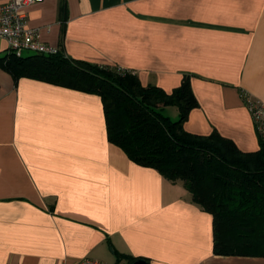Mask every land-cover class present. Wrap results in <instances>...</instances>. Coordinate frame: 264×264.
<instances>
[{
    "label": "crops",
    "instance_id": "0c3cea01",
    "mask_svg": "<svg viewBox=\"0 0 264 264\" xmlns=\"http://www.w3.org/2000/svg\"><path fill=\"white\" fill-rule=\"evenodd\" d=\"M26 12L39 40L69 58L167 94L186 80L197 107L185 132L259 148L241 94L264 107V0H43ZM84 259L264 264L213 254L211 214L109 142L97 95L0 68V264Z\"/></svg>",
    "mask_w": 264,
    "mask_h": 264
},
{
    "label": "trees",
    "instance_id": "16d2710c",
    "mask_svg": "<svg viewBox=\"0 0 264 264\" xmlns=\"http://www.w3.org/2000/svg\"><path fill=\"white\" fill-rule=\"evenodd\" d=\"M0 68L15 79L97 95L109 142L133 163L154 169L167 181H180L191 201L211 214L214 255L264 258V143L246 153L217 133L185 132L183 124L197 107L186 80L167 94L142 86L131 73L60 52L20 58L7 54L0 57ZM167 107L177 108L176 121L162 114Z\"/></svg>",
    "mask_w": 264,
    "mask_h": 264
},
{
    "label": "built area",
    "instance_id": "2783aa9c",
    "mask_svg": "<svg viewBox=\"0 0 264 264\" xmlns=\"http://www.w3.org/2000/svg\"><path fill=\"white\" fill-rule=\"evenodd\" d=\"M42 1L8 0L6 3L0 4V40L6 43L8 54L20 58L24 56V53L43 56H54L59 53L57 48L41 42L38 30L30 28L27 24L26 8ZM241 98L250 113L258 140L264 143V107L258 102H252L244 94H241ZM78 264L104 263L84 259Z\"/></svg>",
    "mask_w": 264,
    "mask_h": 264
},
{
    "label": "water",
    "instance_id": "95a60500",
    "mask_svg": "<svg viewBox=\"0 0 264 264\" xmlns=\"http://www.w3.org/2000/svg\"><path fill=\"white\" fill-rule=\"evenodd\" d=\"M132 264H147V263L145 260L138 259V260L134 261Z\"/></svg>",
    "mask_w": 264,
    "mask_h": 264
},
{
    "label": "rangeland",
    "instance_id": "374dc122",
    "mask_svg": "<svg viewBox=\"0 0 264 264\" xmlns=\"http://www.w3.org/2000/svg\"><path fill=\"white\" fill-rule=\"evenodd\" d=\"M28 54L27 53H24V56H27ZM164 115H166L167 116V111H164L163 110V112H162ZM177 119H175V120H173V121H176ZM191 198V197H190Z\"/></svg>",
    "mask_w": 264,
    "mask_h": 264
}]
</instances>
